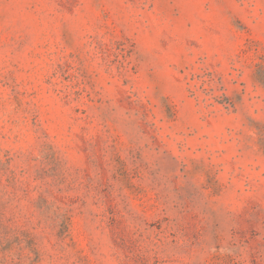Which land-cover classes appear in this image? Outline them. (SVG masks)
<instances>
[{
    "label": "rangeland",
    "instance_id": "1",
    "mask_svg": "<svg viewBox=\"0 0 264 264\" xmlns=\"http://www.w3.org/2000/svg\"><path fill=\"white\" fill-rule=\"evenodd\" d=\"M0 264H264V0H0Z\"/></svg>",
    "mask_w": 264,
    "mask_h": 264
}]
</instances>
